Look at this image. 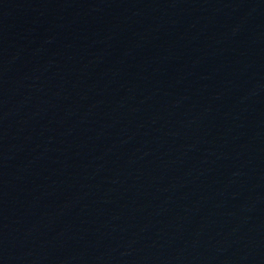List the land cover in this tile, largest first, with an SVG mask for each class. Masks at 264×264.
Wrapping results in <instances>:
<instances>
[{
    "label": "water",
    "instance_id": "obj_1",
    "mask_svg": "<svg viewBox=\"0 0 264 264\" xmlns=\"http://www.w3.org/2000/svg\"><path fill=\"white\" fill-rule=\"evenodd\" d=\"M0 264H264V0H0Z\"/></svg>",
    "mask_w": 264,
    "mask_h": 264
}]
</instances>
